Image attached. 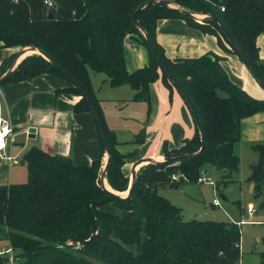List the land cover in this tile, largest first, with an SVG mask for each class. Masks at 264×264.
<instances>
[{"label":"trees","instance_id":"16d2710c","mask_svg":"<svg viewBox=\"0 0 264 264\" xmlns=\"http://www.w3.org/2000/svg\"><path fill=\"white\" fill-rule=\"evenodd\" d=\"M51 1L53 5L48 7L45 0H20L17 4L0 0V49L33 46L49 58L38 54L26 57L7 82L44 74L59 76L71 86L58 93L72 92L81 97L74 105L75 113L93 110L81 90L52 62L85 87L99 110L90 71L105 73L112 87L129 84L135 91L136 102L148 101L150 85L159 79L173 90L175 85L160 68L143 32L133 22L136 10L151 2L139 11L138 21L190 99L197 114L196 119L192 113L196 131L180 147L171 148L165 141L162 149L168 159L192 156L142 166L127 198L102 188L106 151L101 135V154L87 165H76L70 158L32 147L22 161L27 165L28 181L0 185V239L9 241L16 263L238 264L239 225L183 221L181 208L160 195L159 190L195 184L200 171L211 166L221 173L216 189L220 184L225 187L231 183L240 167L234 145L241 139V122L264 112V100L252 97L233 83L221 64L223 58L215 53L197 58H168L156 40V31L162 19H182L192 28L217 36L224 50L242 59L217 21L198 20L185 12L214 15L264 80V63L256 44L257 37L264 33V0H169L177 8L155 4L160 0ZM127 37L144 45L149 52L148 64L132 73L125 59ZM19 52L14 51L2 61L0 77L13 66ZM100 113L103 118L101 110ZM106 130L111 152L105 178L111 189L126 192L130 177L124 166L136 151L122 153L115 135L107 126ZM133 143L143 144V135H138ZM252 148L258 154V162L251 168L249 181L263 208L264 142L253 144ZM174 174H183L188 181H173ZM260 264H264V252Z\"/></svg>","mask_w":264,"mask_h":264},{"label":"crops","instance_id":"0c3cea01","mask_svg":"<svg viewBox=\"0 0 264 264\" xmlns=\"http://www.w3.org/2000/svg\"><path fill=\"white\" fill-rule=\"evenodd\" d=\"M156 40L165 55L172 60L197 58L210 52L221 56V64L230 80L254 98L264 100V90L250 68L245 66L238 55L224 50L217 36L192 28L182 19H162L158 22ZM256 44L260 59L264 63V33L257 37ZM0 50L4 51V48ZM14 51L6 49V52H0V64ZM125 59L127 69L132 73L148 64L149 52L135 39L127 37ZM105 82L110 86L108 77ZM70 86L67 80L52 74L20 82H6L0 86L3 115L14 130L17 146L9 149L8 144L6 154L24 157L32 147H38L50 155L70 158L76 165L90 164L100 156V134L94 114L74 112V105L81 98L79 95L72 92L58 93V90ZM131 92L134 95V91ZM98 101L106 102L108 99ZM141 103H147L149 108L146 135L149 133L148 139L152 140H144L143 144L133 143L137 137L133 140L126 136L121 137L122 131L117 125L118 122L109 126L106 121L108 113L104 110L106 125L115 135L119 143L118 149L124 154L136 151L135 155L126 160L124 172L128 175L138 160H163L165 157L162 149L165 141L171 148H177L196 131L194 117L182 94L175 87L170 90L161 79L150 85L149 99ZM31 129L34 131L31 132ZM240 140L250 144L251 148L255 143L264 142V112L242 120ZM238 145V142L234 145L236 155L239 154ZM0 159V185L21 184L28 178V173L24 171L23 174L19 168L20 163L13 165L2 157ZM106 160L105 153L104 164ZM105 182L110 186L106 180Z\"/></svg>","mask_w":264,"mask_h":264},{"label":"rangeland","instance_id":"374dc122","mask_svg":"<svg viewBox=\"0 0 264 264\" xmlns=\"http://www.w3.org/2000/svg\"><path fill=\"white\" fill-rule=\"evenodd\" d=\"M14 50L16 52L22 49L15 48ZM0 52H6V49H4V51L0 50ZM247 68L249 69L248 66ZM106 78L107 75L105 73L90 71L91 86L94 96L97 100L108 99L106 102L99 103L103 118L104 110H106L108 113L106 115L108 125L110 126L111 123L118 122L117 125H119L118 127L122 131L121 137L126 136L128 139L133 140L137 135L141 134L145 142L148 141V135L150 134L148 133L146 135V129H148V117L150 113L147 103L133 101L135 91L129 84L111 87L105 82ZM131 90L134 91V95ZM149 141L152 140L150 139ZM240 141L238 142L240 167L238 172L233 175V181L227 186L224 187L220 184L219 189H215L213 185L209 183L200 184V200L191 198L185 194L181 188L160 189L159 193L171 203L181 208L183 221L210 220L239 225L241 230V258L238 264H260L261 253L264 252V207L262 208L260 206L261 199H256L254 197L253 189H251L253 183L249 181L251 166L254 165L253 163L256 164L258 162V154L250 147V144ZM8 144L9 149L16 146L15 142H8ZM14 157L19 159V168L23 174H25V172L27 174V165L22 162L24 157ZM104 166L105 164L103 163L102 169H104ZM207 171L216 184H219L221 173L212 166L208 167ZM129 177L131 182V172ZM27 181L28 178L22 183H26ZM121 193L124 192H120V194ZM220 194L225 195L228 201L224 202ZM216 198L220 200L221 205L219 207H215L212 204L213 200ZM249 208L256 210L252 217L248 215L247 211ZM246 220H251L252 222H243ZM258 221H261V223H258ZM9 247L10 243L7 239H0V249Z\"/></svg>","mask_w":264,"mask_h":264},{"label":"water","instance_id":"95a60500","mask_svg":"<svg viewBox=\"0 0 264 264\" xmlns=\"http://www.w3.org/2000/svg\"><path fill=\"white\" fill-rule=\"evenodd\" d=\"M152 3H147L144 4L142 6H140L136 12L133 14V22L138 26V28L143 32L147 43L153 53V55L156 57L157 61L160 64V68L162 70H164V72H166L169 76V78L171 79V81L173 82V84L175 85V88L182 94V96H184L185 101L189 104L190 108H191V112L194 114L195 118L197 119V114L196 111L192 105V103L190 102V99L188 98L187 94L185 93L184 89L182 88V86L179 84V82L177 81V79L174 77V75L170 72L169 68L167 67V65L165 64L164 60L162 59V57L160 56L154 42L152 41V39L148 36V34L143 30V28L141 27L137 15L139 13V11H141L143 8H145L148 5H151ZM155 4H159L160 6H164V7H169V8H177L175 5H173L171 3V1L169 0H160L158 2H155ZM185 15L191 18H195L198 20H203V19H211L214 21H217L219 23V25L223 28L224 33L226 34L228 40L230 41V43L235 46L237 48V50L239 51L240 56L242 57L243 61L248 65V67L250 68L252 74L257 78L260 86L263 88L264 90V80L263 78L260 76V74L257 72L254 64L252 63V61L249 59V57L246 55V53L244 52V50L240 47V45L237 43V41L233 38V36L228 32V30L222 25V23L218 20V18L214 15H204L202 17L197 16V14H192V13H188L185 12ZM50 17L52 18V15H50ZM32 52V53H30ZM34 54H38L43 56L45 59L49 60V58L46 56V54L44 52H42V50H40L39 48L33 47V46H29V47H25L23 48L17 58L15 59V62L13 64V66L2 76L0 77V86L3 85L4 83L7 82V80L12 76L14 70L16 69V67L19 65V63L21 61H23L26 57L34 55ZM51 61V60H50ZM54 64V66L60 70L65 76H67L82 92L83 96L87 99V101L89 102V104L91 105V108L93 110V114L95 116L97 125L99 127V132L100 135L103 139L104 145H105V153L107 154V160L102 172V176H101V184H102V188L107 191L110 192L116 196L122 197V198H127L130 197L132 194V190L135 184V180H136V173L137 171L144 165L149 164V163H160V162H165V161H178L180 159L192 156V155H182L179 157H175V158H164L163 160H153V159H141L138 160L137 162L134 163L132 170H131V182L128 188V191L121 193L114 191L113 189H108L105 186V175H106V168L108 166V162L110 159V152H111V144H110V140L108 137V133L106 130V126L104 123V120L101 116L100 110L98 108V106L96 105L95 101L92 99L91 95L89 94V92L85 89V87L77 80L75 79L71 74H69L68 72H66L65 70H63L57 63L52 62ZM34 129H31V132H33ZM204 145L201 147V150H203ZM182 191L187 194L188 196H190L191 198L195 199V200H200V195H199V185L198 184H186L182 187ZM221 199L224 202H227L228 199L225 195L220 194Z\"/></svg>","mask_w":264,"mask_h":264},{"label":"built area","instance_id":"2783aa9c","mask_svg":"<svg viewBox=\"0 0 264 264\" xmlns=\"http://www.w3.org/2000/svg\"><path fill=\"white\" fill-rule=\"evenodd\" d=\"M19 1L20 0H12V2L16 4L19 3ZM45 5L51 7L53 5V2L51 0H45ZM222 10L224 9L222 8ZM8 142H15L14 130L8 120H6V118L3 116V108L0 102V157L9 161L10 164H19L20 161L17 157L6 154ZM172 180L176 182H179L180 180L188 181V179L183 174L172 175ZM202 183H209L216 189V182L209 175L208 171L204 169L200 171V176L197 180V183L195 184L200 185ZM213 205L215 207H219L221 205L220 200L218 198L214 199ZM254 212L255 210L253 208L248 209L249 216H252ZM69 244L71 245L72 242H69ZM0 258L2 259L0 264H17L15 253L12 247L0 249Z\"/></svg>","mask_w":264,"mask_h":264},{"label":"bare ground","instance_id":"6f19581e","mask_svg":"<svg viewBox=\"0 0 264 264\" xmlns=\"http://www.w3.org/2000/svg\"><path fill=\"white\" fill-rule=\"evenodd\" d=\"M30 53H32V52H30ZM105 186H106L108 189H111V187L108 186V185L106 184V182H105ZM123 194H124V193H123Z\"/></svg>","mask_w":264,"mask_h":264}]
</instances>
